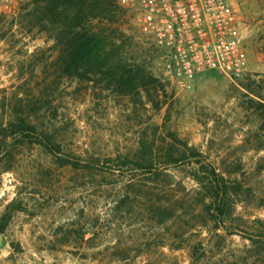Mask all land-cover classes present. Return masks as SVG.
Wrapping results in <instances>:
<instances>
[{
    "label": "rangeland",
    "instance_id": "rangeland-1",
    "mask_svg": "<svg viewBox=\"0 0 264 264\" xmlns=\"http://www.w3.org/2000/svg\"><path fill=\"white\" fill-rule=\"evenodd\" d=\"M116 1L129 49L156 81L154 90L62 73L63 23L53 0L0 14V264H188L185 250L169 246L179 221L144 218L143 194L135 213L125 204L106 222L112 199L130 178L151 196L177 200L182 213L192 209L188 167L167 169L165 192L150 174L89 172V159L114 167L117 154L150 157L142 145L174 143L172 133L240 186L217 232L210 220L192 237L201 242L199 263L264 264V236H258L264 223L257 220L264 222V125L253 120L251 100L259 98L247 88L264 95V0H232L247 69L238 77L207 71L192 79L160 72L133 11ZM21 121L35 129L23 130ZM95 180L101 185L93 186ZM96 215L105 226L90 222Z\"/></svg>",
    "mask_w": 264,
    "mask_h": 264
},
{
    "label": "trees",
    "instance_id": "trees-1",
    "mask_svg": "<svg viewBox=\"0 0 264 264\" xmlns=\"http://www.w3.org/2000/svg\"><path fill=\"white\" fill-rule=\"evenodd\" d=\"M53 2L55 7L52 12L63 23L60 39L63 43L60 67L62 73H72L88 82L95 81L93 77L98 74L100 80L113 83L115 88H122L129 83L140 84L141 87H149L151 90L157 88L156 81L151 78L143 61L137 60L136 54L129 49L131 40L125 37L122 29L121 10L116 0H53ZM261 81L264 83V78ZM247 88L251 94L259 98L257 101L251 100L256 104L252 111L253 120L258 119L264 125V95L256 89ZM262 89H264L263 86ZM21 122L20 126L23 130L35 129L34 126ZM171 136L174 143L142 145L143 150L145 149L150 157L136 158V155L130 157L117 154L115 157L117 165L114 167L99 166V162L89 159V172L96 177L106 172L117 177L134 172L150 174L161 179L159 182L165 185L157 183L156 186L159 191L165 192L167 187H171L167 184L171 183L164 178L168 176L167 169L188 167V176L194 182V187L191 189L194 206L189 211L182 213L183 210L178 208L175 199L164 198L158 194L151 196L149 191H142L130 178L129 183L122 189L121 186L119 187L121 190L118 191V196L112 199V207L108 209V218L106 219V215L105 219L106 222H111L109 217H117L116 214L120 213L118 211H121L125 204L129 205L131 213H135L134 206L139 205L137 202L143 194L148 201L140 203L144 207L140 210V215L157 223H161L167 217H170L171 221L178 220V225L173 223V240L169 246L172 250H185L188 264H200L201 257L197 253H199L201 242L193 240L192 237L198 235L199 226H206L210 220L215 226L212 230L217 232L224 223V217L230 212L232 194L241 193L240 186H234L230 176L219 171L214 161L209 160L197 147L183 139H178L173 133ZM44 146L52 150L49 145ZM156 154L161 158L158 161H155L153 157ZM112 160L106 159L108 162ZM100 182L95 180L92 184L99 186ZM186 215L194 222L187 224L189 219L185 217L182 219V216ZM100 220H102L101 217L96 215L90 222L97 225L100 224L98 223ZM257 220L264 223L261 219ZM104 222L101 225H104ZM1 230L2 228L0 232ZM97 235L93 234L89 237V241L95 239ZM215 235L220 234L215 233ZM258 236H264V231Z\"/></svg>",
    "mask_w": 264,
    "mask_h": 264
},
{
    "label": "built area",
    "instance_id": "built-area-1",
    "mask_svg": "<svg viewBox=\"0 0 264 264\" xmlns=\"http://www.w3.org/2000/svg\"><path fill=\"white\" fill-rule=\"evenodd\" d=\"M34 0H0V14L15 15ZM153 47L160 72L192 79L215 71L238 77L249 63L238 39L240 22L232 0H123Z\"/></svg>",
    "mask_w": 264,
    "mask_h": 264
},
{
    "label": "water",
    "instance_id": "water-1",
    "mask_svg": "<svg viewBox=\"0 0 264 264\" xmlns=\"http://www.w3.org/2000/svg\"><path fill=\"white\" fill-rule=\"evenodd\" d=\"M2 237H3V235H2V233L0 232V242H1V240H2Z\"/></svg>",
    "mask_w": 264,
    "mask_h": 264
},
{
    "label": "flooded vegetation",
    "instance_id": "flooded-vegetation-1",
    "mask_svg": "<svg viewBox=\"0 0 264 264\" xmlns=\"http://www.w3.org/2000/svg\"><path fill=\"white\" fill-rule=\"evenodd\" d=\"M2 233V232H1Z\"/></svg>",
    "mask_w": 264,
    "mask_h": 264
}]
</instances>
